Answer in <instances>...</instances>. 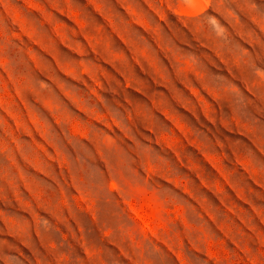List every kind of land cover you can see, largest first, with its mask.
Here are the masks:
<instances>
[{
  "label": "rangeland",
  "instance_id": "obj_1",
  "mask_svg": "<svg viewBox=\"0 0 264 264\" xmlns=\"http://www.w3.org/2000/svg\"><path fill=\"white\" fill-rule=\"evenodd\" d=\"M0 264H264V0H0Z\"/></svg>",
  "mask_w": 264,
  "mask_h": 264
}]
</instances>
